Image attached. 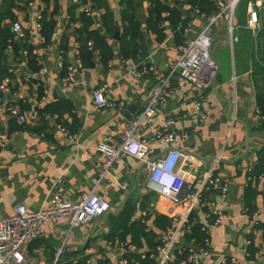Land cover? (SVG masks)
Returning a JSON list of instances; mask_svg holds the SVG:
<instances>
[{
	"label": "crops",
	"instance_id": "obj_1",
	"mask_svg": "<svg viewBox=\"0 0 264 264\" xmlns=\"http://www.w3.org/2000/svg\"><path fill=\"white\" fill-rule=\"evenodd\" d=\"M162 1L177 5L184 30L150 20L147 0L143 13L138 11V0H133L142 36L126 40L125 56L127 0H0V86L10 80L0 89L4 145L0 148V217L13 216L18 206L30 212L48 206L53 184L60 176L72 200L108 181H99L98 165L105 159L99 146L108 142L110 132L115 143L120 142L126 125L145 109L159 79L170 72L179 48L196 38L206 23L188 2ZM259 2L262 30L264 0ZM142 16L146 18L142 20ZM14 22L21 23L25 40L17 39ZM248 22L249 7H242L235 18L240 28L233 52L226 30L221 28L216 35L214 50L220 73L216 88L204 98L205 120L176 119L170 131L187 133V137L177 144L153 143L149 153L158 157L173 149L181 151L187 158L183 172L186 188L192 193L200 192L205 174L215 163L217 174L230 187L227 199H222L218 189L203 193L207 207H196L189 219L191 228V221L198 228L179 232L176 248L193 252L192 264H231L233 259L238 264H264V180L252 175L264 151V120L253 78L255 63L264 57V36L258 56L254 48L259 37L255 40ZM8 34L12 45L5 43ZM28 49L38 52L34 60L25 56ZM139 50L150 57L160 77L137 74L134 68L140 62ZM105 51H110V56ZM60 56L72 68L76 86L67 84L59 67ZM40 69L44 73L35 76ZM100 86L108 87L107 99L125 102L123 112L97 110L92 105V91ZM173 87L172 96L143 127L144 139L153 137L164 118H177L183 102L193 100L196 88L192 83L176 77ZM127 109L131 113L123 116ZM20 116L25 117L24 124L19 122ZM113 175L114 182L128 184V190L115 187L108 191L104 199L112 211L72 229L67 238L66 224L57 228L44 225L42 236L28 245V261L23 264H52L63 244L59 264H123L125 259L130 264H158L155 251L185 220L188 204L173 205L159 195L148 168L132 156L116 162ZM247 189L260 190L254 202H247ZM219 210L228 216L223 225L214 224V213ZM203 227L208 231V255L202 254L206 250ZM144 254L148 260L141 259Z\"/></svg>",
	"mask_w": 264,
	"mask_h": 264
},
{
	"label": "built area",
	"instance_id": "obj_2",
	"mask_svg": "<svg viewBox=\"0 0 264 264\" xmlns=\"http://www.w3.org/2000/svg\"><path fill=\"white\" fill-rule=\"evenodd\" d=\"M185 2L189 0H183ZM216 11L207 15L202 13L199 8H191L194 12L205 18L200 34L191 40H188L179 48V53L175 64L170 72L159 79V86L155 89L144 109L142 115L128 123L123 130L119 143H115L112 132L107 137V143L99 146L98 151L104 156V161L98 165L99 181L107 179L104 184L98 183L94 190L90 193H82L78 198L72 200L68 197L64 188V179L62 176L57 178L53 184V195L49 205L37 212L28 211L25 206H18L15 214L10 217H0V264H23L28 261V245L38 240L43 234L44 225L57 228L61 224H66L69 228L66 231V238L70 231L74 228L87 226L90 222L112 211L110 205L105 201L104 197L109 190L115 187L121 191L128 190V184H116L113 180L114 164L121 160L124 156H132L142 162L149 170L152 180L157 173H162L166 168L169 158L174 155L181 154L183 160L176 171L171 173V185L167 188L158 189L159 195L168 198L170 202L175 204L187 203L188 210L182 224L178 226L172 237L163 242L157 248L159 262L158 264H174L179 258H184L178 264H192L195 261L193 252L185 254L184 251L176 248V242L181 230L191 229L189 219L196 207H207L202 198L205 192L219 190L222 199L229 196V185L224 183L216 171V163L205 174L201 190L198 193H192L189 187L186 188L184 178V165L186 157L178 149L167 151L158 157L149 156L151 145L153 143L171 145L177 144L187 137V133H174L170 131V126L175 123L176 119L203 121L206 118L205 95L217 86V80L220 73V63L214 56V42L216 35L221 28L228 33L229 48L233 52L234 47L239 42L236 31L240 28L235 24L236 12L242 0H209ZM261 3L259 0H250L249 22L247 28L252 32L255 40H257L261 31V23L259 16V8ZM90 14V11H86ZM12 30L17 39L25 40L26 32L20 22L12 24ZM259 51L258 42H255L254 52ZM32 55H38L36 50H32ZM140 62L135 66L134 70L138 71L139 76H158L156 67L150 62V57L146 56L144 50H139ZM25 56H29V51L25 52ZM40 63V61H38ZM126 63V62H125ZM59 67L66 74L67 84L76 86L74 74L71 67L65 65L63 57H59ZM44 73L40 69L35 76ZM160 77V76H158ZM179 77L192 83L196 88V93L192 101L183 102L179 106L178 117L175 119L164 118L160 126L154 129V135L151 139L143 138V127L154 120L160 107L166 103L168 98L173 94V80ZM10 83L9 79L0 86L5 89ZM107 86H100L91 94L92 105L97 110L106 108L115 112H121L125 108V102L121 100H109L106 97ZM13 113L17 114L16 111ZM264 120V116L262 117ZM19 122L24 124L26 119L24 116L19 117ZM234 122V120H233ZM59 129L66 137L71 139V135L63 127ZM2 144V134L0 132V148ZM264 180V176H261ZM203 190V192H201ZM214 205V204H213ZM215 225H223L228 221V216L223 212L216 211L214 213ZM202 231L207 234V228L203 227ZM209 238L204 242L202 254L208 255ZM65 244L58 248L56 259L52 264H59L61 255L63 254ZM142 260H146L147 256H141ZM128 259L123 264H130ZM231 264H238L236 260H231Z\"/></svg>",
	"mask_w": 264,
	"mask_h": 264
},
{
	"label": "trees",
	"instance_id": "obj_3",
	"mask_svg": "<svg viewBox=\"0 0 264 264\" xmlns=\"http://www.w3.org/2000/svg\"><path fill=\"white\" fill-rule=\"evenodd\" d=\"M178 1V0H177ZM250 0H242L240 3L237 12H236V17L238 15V11L240 8L245 7L248 8ZM125 2V1H124ZM147 2L150 4V10H149V19L150 20H156V23H164L168 22L171 26L174 27V29H180L181 31L184 30L185 25H184V20L182 18V12L180 9L177 7V5H170L167 2H163L162 0H147ZM193 8H199L202 13H205L207 15H211L216 11L215 6L209 2V0H189L187 1ZM126 10L124 12V21H125V27H124V34H123V52L124 55L126 56L127 54L125 53V48L127 47L126 40L130 38L131 40L138 39L142 36L141 32V22L140 20L137 19L136 17V7L135 3L133 0H127L126 2ZM1 22V20H0ZM151 22V21H150ZM3 33V32H2ZM264 36V28H262L261 32L259 33V51L255 52L256 55H261V38ZM11 36L8 34L5 36V43L6 45H12L13 40H11ZM29 50V49H28ZM32 50H29V56L30 59L33 58L32 60L35 59L36 56L32 55ZM85 52L86 50L84 48L81 49V58L85 60ZM107 53L106 56H110V51H105ZM90 54V53H89ZM92 56V54H90ZM128 56V55H127ZM37 59V58H36ZM253 78H254V85L256 86L257 90V95H256V103L257 107L260 109V112L262 116H264V57L261 55L260 59L255 63L254 67V73H253ZM252 175L254 177H260L263 175L264 176V151L261 153L259 156V162L258 164L254 167L252 170ZM260 190L253 191L251 189L246 190V200L247 202L251 203L254 202L255 199L259 196ZM263 198H264V192H263ZM252 211H255V209H251ZM250 210V212H252ZM192 223V230L194 231L195 229L198 228L195 223ZM202 232V233H201ZM201 234H202V243L204 245L205 240L208 238V235L204 233L201 229ZM188 252H185V254ZM155 255H158V252L155 251ZM187 255V254H186ZM184 258L181 257L178 259V261L174 264H178L182 259ZM148 260V256H147Z\"/></svg>",
	"mask_w": 264,
	"mask_h": 264
},
{
	"label": "clouds",
	"instance_id": "obj_4",
	"mask_svg": "<svg viewBox=\"0 0 264 264\" xmlns=\"http://www.w3.org/2000/svg\"><path fill=\"white\" fill-rule=\"evenodd\" d=\"M182 160L183 157L181 154H176L173 157H170L168 164L163 172L157 173L156 177L154 178V182L157 184L159 189L163 187L167 188L171 185V173H173L172 171H176V169L180 166Z\"/></svg>",
	"mask_w": 264,
	"mask_h": 264
},
{
	"label": "water",
	"instance_id": "obj_5",
	"mask_svg": "<svg viewBox=\"0 0 264 264\" xmlns=\"http://www.w3.org/2000/svg\"><path fill=\"white\" fill-rule=\"evenodd\" d=\"M181 9H183V6H182V5H181ZM138 11L141 12V13L144 12V0H138ZM145 18H146L145 16H142V17H141L142 20H144ZM115 37H116V38H119V31L116 33V36H115ZM122 112H123V111H122ZM143 112H144V110H142V111L138 114L137 118H139V117L142 115ZM130 113H131V110H130V109H127V111H125V112L123 113V116L128 115V114H130ZM137 118H133L132 121H134V120L137 119Z\"/></svg>",
	"mask_w": 264,
	"mask_h": 264
},
{
	"label": "rangeland",
	"instance_id": "obj_6",
	"mask_svg": "<svg viewBox=\"0 0 264 264\" xmlns=\"http://www.w3.org/2000/svg\"><path fill=\"white\" fill-rule=\"evenodd\" d=\"M225 36H227V38H228V33L226 32V35ZM264 39V38H263ZM214 56H215V58H216V53H215V50H214ZM217 59V58H216ZM218 61V60H217ZM219 62V61H218ZM261 222H264V221H261ZM259 224V223H258Z\"/></svg>",
	"mask_w": 264,
	"mask_h": 264
}]
</instances>
